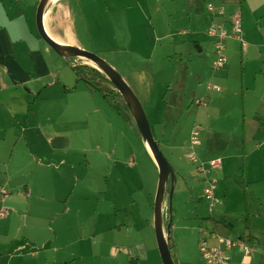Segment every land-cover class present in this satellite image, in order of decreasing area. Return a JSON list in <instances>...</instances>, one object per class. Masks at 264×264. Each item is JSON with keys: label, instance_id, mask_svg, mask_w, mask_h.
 <instances>
[{"label": "rangeland", "instance_id": "1", "mask_svg": "<svg viewBox=\"0 0 264 264\" xmlns=\"http://www.w3.org/2000/svg\"><path fill=\"white\" fill-rule=\"evenodd\" d=\"M74 1L70 0V7L77 33L78 28L81 29L84 26L94 32L99 24H103L105 27L104 33L110 32L109 49L111 50L104 53L96 52V54L119 72L123 79V75L135 70L138 63L151 59L155 87L149 106L146 105L143 108L150 123L153 137L175 173L172 182L168 180L165 184L161 210L163 227L165 229L167 223L171 224L172 232L170 233L175 232V239L181 251L180 254L175 256L176 264H192L187 245H189V240L195 242L196 246L198 245L197 237L200 227H206L208 230L215 229L223 235L237 239L239 234L241 235L247 231V225L250 229V220L252 219L250 218V206L254 205L255 200L252 189L246 181L248 176L243 174L244 169L250 166V159L249 157L245 159L244 152L240 151L243 146L240 136L243 128L246 131V137L260 125H262L260 130L264 129V102H261V100L264 101V98L262 94H258L263 90L258 88L263 86V81L261 78L253 80L255 72L259 68V62L256 59L255 51H250L249 61L245 49L249 46L251 39L254 37L259 38V31H257L258 29L254 23L250 22V12L247 4H244L242 9L238 6L231 14L233 15L231 18L233 29L234 20L237 16L244 26L241 28L244 29L241 38L246 47L242 48L240 44L237 46L235 56L231 64L229 63L231 67L229 78L233 80L235 85L229 87V90L222 89L220 91L221 95L229 93V96L227 95L226 101L219 103L220 111L214 112L207 106L201 107L193 103L197 86L199 84L207 85L208 83V81L206 82V80L200 78V74L203 75L206 68L208 72L211 70V39L206 38V35H203V40H207L205 42L202 39H197L201 42V51H198L199 48L195 47V43L190 37L189 53L183 54L178 47L179 45H168L167 48H160L152 55L145 54L144 57L135 53V49L139 45H143L141 42L139 43V29L145 32L146 35L150 34L152 26L165 22L167 19L165 8L169 9L172 5L177 6L179 10L187 9V12L178 19L181 30L186 32L188 28L197 25L206 33L212 20L209 18L210 12L206 7L209 0H165L160 5V1L157 4L155 3V7L151 4L152 0H95L84 19H79L78 22L76 21L77 11L75 13L73 11ZM38 2L35 8H28L26 11L28 19L37 34L35 13ZM171 22L174 23L172 19ZM76 23H78V28ZM108 27L109 31L107 30ZM165 31L167 30H164L161 35ZM188 31L191 30L188 29ZM173 38L177 40L176 36H173ZM146 41L151 42L150 39H146ZM227 41V39L222 41L224 55H226ZM172 46L176 49L173 50ZM70 58L74 61L78 59L77 56H70ZM81 60H84V58ZM86 61L94 66V63L90 60ZM123 63L126 64L125 67L122 66ZM260 68L264 71L261 62ZM83 84V81H80V85ZM248 86L249 88H247ZM234 92H236V95H234ZM93 94L95 104L103 106L104 109L97 111L93 110L92 105L87 107L85 111L87 116L85 117L88 119L90 127L86 130L80 126L79 132H77V140L75 141L73 136L69 146H74L75 152L76 148L88 147V160H92L91 156L93 154L90 152L93 147L99 148L106 157L110 158V161L102 157L101 160L96 158L98 166L101 167L102 165L105 173L107 172L106 183L103 182L104 187H101L100 190L96 189L94 193L88 192L89 201H87L86 206L70 204V207H72L70 217L64 216L62 220H53L51 223L48 222L46 216H43L45 213L50 212L49 205L25 197V201L23 204L20 202L21 206L19 207H25L29 212V216L37 214L40 219L29 218L27 221L22 222V226L18 230L15 226L19 225L18 220L15 218L10 229V235L14 240L11 243L8 239L5 240V248L10 243V246H8L9 254H26L28 257L30 251H36L37 253L43 248L38 245V240L45 238L47 239L46 242H49L48 247L60 245V243L62 245L57 253H52L49 249L44 253L48 256L49 261L54 256L56 264H63L60 261L64 260L70 248L73 249L75 258L74 261L68 260V264H112L113 262L120 263V261L110 258L109 248L111 245H118L126 240H131L132 236L136 238L144 237L148 243L154 242L152 222L153 202L158 182L157 165L150 155L147 143L143 141L142 146L138 143V138L143 139L139 135L136 126L133 133L130 131V122L124 114L125 109L115 96L110 94L106 97L96 89L93 90ZM70 98L80 103V108H84L86 103L92 102L88 92L82 90L71 95ZM242 99L247 115L244 125L243 122H240V118L238 119V115L242 112L239 108ZM232 101L235 102L237 107L232 105ZM258 102L262 104L259 106ZM107 104L110 108L107 107ZM114 106H119L118 109H121V113ZM255 107L259 109L258 114H253ZM22 115L23 113L16 120H12L15 127H12L10 122L7 121L0 124L1 127L7 129L8 136L16 133L20 127H26L25 120L21 119ZM252 115L254 119H252ZM38 116L40 115L37 113L34 118ZM34 118H30L32 125L43 121V119L37 120ZM236 120H238V123H236ZM130 121L132 122V120ZM194 126H197L198 129L192 130ZM41 127L47 130L42 124ZM194 130H197L195 136L193 135ZM35 132L36 129H28L30 134ZM193 137L196 138V143L192 142ZM250 144V140L245 139L246 155H250L248 152ZM29 145L34 150H38L45 146V142L44 140L41 142L30 140ZM7 150H4L3 154L0 151V155L3 157V159L0 158V184L5 186L7 180L11 185L16 182L22 184L23 176L26 177L25 174L11 172L6 177L2 169L8 161ZM136 152H140V154L137 156ZM188 152L195 155V162L189 160L187 157ZM78 155L82 166H86L85 153L79 150L77 157ZM204 157H207V159H204ZM218 157L225 158L223 159L224 166L221 171L218 170L220 168L214 170L209 166V162L213 159L217 160ZM227 157L230 158L227 159ZM40 159L37 163L55 164V162H48L49 159L41 157ZM10 163L13 164L10 166L11 170L24 167L22 162L18 164L11 160ZM199 164H204L205 168L209 170L208 173H205L208 179L214 180L215 177L216 195L214 196L217 198L221 192L226 191V196L221 195L220 203L212 209V212L209 209V200L204 195V175L197 170ZM132 165H135V169H129ZM31 169L34 180L39 181L40 178L45 177L46 170L43 167L31 165ZM81 174V170H79L78 175L80 176L74 192L75 196L86 193L85 189L81 188ZM224 175L228 177L225 178ZM28 179L30 183L33 182L32 178ZM206 185L208 186V184ZM0 188L2 187L0 186ZM71 190L69 189L68 193ZM170 190L172 192L169 197ZM5 195L8 196V194ZM5 195H0V208L4 211L8 208L7 204H3L1 201ZM130 201H135L141 215H146L150 220L149 235H145V230L139 233L135 232L130 226L131 221L128 219L131 213ZM63 206L66 207V200L62 204V208ZM246 216L249 219L248 223L245 221ZM224 219L229 226L216 222ZM119 223H122L121 230L118 227ZM259 226L264 229L262 219L259 220ZM127 229H131V234L127 232ZM54 231L57 232L56 241ZM58 231H63V235H60ZM128 234L130 235L129 238H127ZM24 237L32 238L36 246L33 248L29 246L25 250L21 249L20 242H25ZM91 238L94 239V245ZM175 239L173 237L174 241ZM22 247H25V245ZM42 255L40 253L36 258L29 256L30 262L38 264L42 261ZM199 261V264H203L202 259H199ZM0 262L1 264H7L5 258L0 259Z\"/></svg>", "mask_w": 264, "mask_h": 264}, {"label": "crops", "instance_id": "2", "mask_svg": "<svg viewBox=\"0 0 264 264\" xmlns=\"http://www.w3.org/2000/svg\"><path fill=\"white\" fill-rule=\"evenodd\" d=\"M163 1L165 0H152L151 4L155 7V3H159L160 5ZM37 2L38 0H0V124L7 121L10 122L12 127H15V123L12 122V120H16L22 113L21 119L26 122V127H20L18 131L11 134V136H8L9 134L5 127L0 126L1 154H3L4 150L8 149V154L6 153L8 155V161L2 168L6 177H8L11 172L26 175V177L23 176L22 184L16 182L11 185L8 180L5 186L0 184L2 187L0 188V195L8 194V196L5 195L1 201L3 204H7L9 209L7 208L6 214L0 217V259L5 258L7 264H32L29 256L36 258L40 253L43 254L42 261L38 262V264H56L54 256H52L49 261L48 256L44 253L48 249L51 250L52 253H57L59 248H62V245L60 243V245L48 247L49 242H46L47 239L45 238L43 240H38V245L43 248L37 253L36 251H30L28 257L26 254L8 253V246H10V243L14 240L10 235V229L15 218H17L19 224L15 225L16 229L20 230L23 221H27L29 218L36 219L40 217L37 214L29 216V212L26 208H21L19 206L23 204L25 197H29L30 200L36 199L45 205H49L50 212L45 213L43 216H46L50 223L53 220H62L64 216L70 217L72 214V207H70V204L74 206L79 204L86 206L87 201H89L88 192L94 193L96 189L100 190L101 187H104L103 184L106 183L105 177L107 172L105 173V169L102 165V168L98 166L96 158L101 160L102 157L110 161V158L106 157L104 152L99 148H91L92 151L90 153L93 154L91 156L92 160H88V147L82 146L81 148H76L75 152L73 149L74 146H69L73 136L75 141L77 140V132H79L78 129L80 126L84 127L86 130L90 127L89 121L85 117L87 116V112H85L87 107L92 105L93 110L97 111L104 109V107L95 104L93 99L94 89L92 87H89L84 81V84L82 86L80 85V81L82 80L79 79L76 72L73 70V65L77 60L74 61V59H71L69 56L59 55L35 32L26 11L28 8H35ZM94 2L95 0L74 1L73 11L74 13L77 11V22L79 19H84L86 13H88L87 11L92 8ZM209 4L213 6L212 10L208 8ZM244 4H247L248 11L250 12V22H253L258 29L257 31H259V38L256 39L254 37L251 39L247 48H245L246 44L241 38L244 29L240 30V35L237 37L235 34V27L233 29V21H231L233 10L238 8V6L242 9ZM206 7L210 12L209 18L212 19L207 27L206 33L197 25L188 28L191 31H188V29L186 32L181 30L178 19L182 14L187 12V9L179 10L177 6L172 5L169 9L165 8L167 13L165 22L152 26L150 28V34L146 35L145 32L139 29V43L141 42L143 45H139V47L135 49V53L144 57L145 54L152 55L156 50L167 48L168 45H179L178 47L182 50L183 54L189 53L190 37H192L195 47L199 48L198 51H201V42L197 39L203 40V35H206V38L211 39V70L208 72L206 68L205 73L203 75L200 74V78L206 80V82L208 81V83L207 85L199 84L197 86L193 103L201 107L207 106L210 110L219 112V103L226 101L227 95L229 96V93L221 95L220 91L222 89L229 90V87L231 88L235 85L233 80L229 78L231 72L229 63L231 64L235 52L237 51V46L240 44L242 48L244 47L246 49V53H248L247 59L249 61L250 51H255L256 59L259 62V68H257L253 80L255 81L257 78L262 79L263 86L258 88L263 90L258 94H262L264 98V71L260 68V62L262 67H264V0H209ZM219 9L222 11L221 13H219ZM72 17L70 0H48L43 12L42 23L47 34L58 44L75 46L95 53H104L111 50L109 49L110 32L107 34L104 33L105 27L103 24H99L96 30L92 32L91 29L86 26L79 29L78 23H76L78 28L77 33L74 26L75 22ZM171 19L174 23L171 22ZM236 19H238L241 24V20L238 16L235 17V20L233 19L234 24ZM212 23L219 25L224 30L225 35L222 41L228 40L226 42V61L222 67L216 69L212 67V62L216 58L214 52V38L208 34V28ZM243 27L244 26L241 24V28ZM107 30L109 31V27ZM164 30L167 31L161 35ZM173 36H176L177 40H174ZM145 38L150 39L151 42L146 41ZM205 41L207 40H203V42ZM172 48L173 50L176 49L174 46H172ZM78 59L83 58L78 57ZM86 60L87 59L84 58V60L81 61L89 64ZM125 65V63L122 64L123 67H125ZM123 77L126 80L125 82L130 85L129 87L142 106H149L152 100L153 88L155 87L153 79L154 69L151 59L149 61H141L137 64L135 70L125 73ZM247 88H249V86ZM80 90L87 91L89 97L92 98L91 103H86L84 101L86 103L84 108H80L81 104L70 98L71 95L79 93ZM234 95H236V92H234ZM195 100H199V103H195ZM261 102L263 103L264 101L261 100ZM232 103L233 106L237 107L235 102L232 101ZM262 103L259 104L258 102L259 106ZM107 107L110 108L109 105ZM239 108L242 112L238 115V119L240 118V122H243L242 124L244 125L247 115L245 114L243 99ZM258 110L259 109L255 107L253 114H258ZM37 113L40 116L34 118ZM31 117L37 120L43 119V121L42 123L37 122L32 125ZM252 119H254L253 115ZM52 120L54 121L52 122ZM236 123H238V120H236ZM41 124L44 125L47 130H44ZM261 126L262 125L258 126L248 137H246V131L243 128L240 136L243 141V146L240 151L244 152L245 159L248 157L250 159V166L244 169L243 174L248 176L246 181L248 185H250L255 199L254 205L250 206V218H252L250 220V229L247 227L246 232L241 235L239 234L237 239H233L215 231V229L208 230L206 227H200L197 237L198 245L196 246L195 242L191 240H189V245H187L189 249V258L192 264H199V259H202L204 264V260L199 251V239L201 235L205 237L209 245H219L218 239L214 238L213 235H220L222 238H228L233 241L240 240L250 247V253L248 254L239 246H232L230 249H227L226 253L229 257L228 264H264V229L259 226V220L262 219L264 221V129L260 130ZM136 128L130 124V131H132V133ZM195 128L198 129L197 126H194L192 130ZM28 129H36V132L30 134L28 133ZM245 139H249L251 142L250 149L248 150L250 155H246L247 149L245 147ZM30 140H36L38 142L44 140L45 146L41 149L34 150L29 145ZM143 141L144 140L138 138V143H140L141 146L143 145ZM79 150L85 153L86 166L84 167L82 166L81 160H79V155L77 157ZM139 154L140 152H136L137 156ZM39 156L44 159H49L50 161L48 162H55V164L37 163V161L41 160ZM0 158L3 159L1 155ZM229 158L230 157H227V159ZM204 159H207V157H204ZM218 159L221 161V166L218 170L221 171L224 166L223 159L225 158L222 159L218 157ZM11 160L18 164L22 162L24 167L11 170L10 166L13 165L10 163ZM31 165L43 167L46 170L45 177L43 179L40 178L39 181L34 180ZM129 169H135V165H132ZM79 170H81L82 173L81 188L85 189L86 193L81 196H75L74 192L80 176L78 175ZM27 177L32 178L33 182L30 183ZM224 177L227 178L228 176L224 175ZM203 180L205 188L210 179L204 175ZM69 189L72 190L68 193ZM215 189L216 188H214V195H216ZM223 194L226 196V191L221 192L220 196L217 198L214 196L218 201L215 206L220 203L222 199L221 195ZM64 200H66V207L63 206L62 208ZM129 203L131 208V213L128 216L129 221H131L130 226L135 232L139 233L145 230V235H149V227H151L150 220L146 215H141L138 204L135 201H130ZM209 209L210 212H212L210 201ZM136 213L137 216L135 217ZM246 220L249 221L247 216L245 217V221ZM220 221L223 223V221L226 220ZM220 221L216 222L219 223ZM225 224L229 226L227 221L224 225ZM118 227L119 230H121L122 223H119ZM230 227H232V225H230ZM200 229H205V234H200ZM165 230L166 228L164 231ZM54 232L56 241L57 232ZM127 232L131 234V229H127ZM170 232H172L171 224L169 226V236L171 235V240L176 247L175 255L180 254L181 251L175 239V232L173 234ZM58 233L63 235V231H58ZM129 234L127 238L130 237ZM153 235V243L146 242L144 237L136 238L132 236L133 238L131 240H126L118 245H111L109 248L110 258L120 261V263L113 262L112 264H161L162 262L159 261L160 255L158 254L154 227ZM6 239H8L10 243L5 248ZM24 239V243L20 242L21 249L25 250L29 246L30 248L36 246L32 238L24 237ZM91 240H93L94 245V239L91 238ZM23 245H25V247H22ZM221 246L223 247L222 244ZM74 258L75 253L73 249L70 248L64 260L60 262L68 264V260L74 261Z\"/></svg>", "mask_w": 264, "mask_h": 264}, {"label": "water", "instance_id": "3", "mask_svg": "<svg viewBox=\"0 0 264 264\" xmlns=\"http://www.w3.org/2000/svg\"><path fill=\"white\" fill-rule=\"evenodd\" d=\"M47 2L48 0H39L36 8L35 24L39 36L59 55L69 57L77 56L79 58L90 60L94 63V67L102 71L121 94L122 100L135 121L139 134L147 143L151 156L158 168V182L153 202V227L157 248L162 264H175L168 246L170 224L167 223L166 230L164 231L161 210L165 184L168 180L172 182L175 173L153 137L151 126L145 114L144 108L122 76L110 65H108L100 56L94 52L83 50L75 46L58 44L47 34L42 23L43 12ZM171 192L172 190L169 192V197L171 196ZM225 222L226 221H223V223Z\"/></svg>", "mask_w": 264, "mask_h": 264}, {"label": "built area", "instance_id": "4", "mask_svg": "<svg viewBox=\"0 0 264 264\" xmlns=\"http://www.w3.org/2000/svg\"><path fill=\"white\" fill-rule=\"evenodd\" d=\"M208 8L212 10L213 6L209 4ZM221 12L222 11L219 9V13ZM234 27H235V34L238 37L240 35V30H241V24L238 21V19H236ZM208 34L209 36L214 38V52L216 54V58L212 62V67L214 69L220 68L224 65L226 61V56L224 55L223 44H222V38L224 37L225 32L219 25H215L214 23H212L208 28ZM195 103H199V100H195ZM196 134H197V130H194L193 135L195 136ZM192 142L193 143L197 142L195 137L192 138ZM187 157L192 162L196 161L195 155L191 152L187 153ZM209 166L214 170L218 169L221 166L220 159L211 160L209 162ZM197 170L198 172L204 175L209 171L207 168H205L204 164H199L197 166ZM214 188H215V181L210 180L208 186L205 187L204 189V195L210 201L211 209H213L215 204L218 203L217 199L214 197ZM0 215H3V212H0ZM200 232H201L200 234H205V229H200ZM213 236L214 238L218 239L219 245H209L205 237L202 235L200 236L199 239V251L204 260V264H228L229 257L226 253V250L230 249L232 246H239L245 253L247 254L250 253V247L240 240L233 241L228 238H222V236L220 235H213ZM221 244L223 245V247L221 246Z\"/></svg>", "mask_w": 264, "mask_h": 264}, {"label": "trees", "instance_id": "5", "mask_svg": "<svg viewBox=\"0 0 264 264\" xmlns=\"http://www.w3.org/2000/svg\"><path fill=\"white\" fill-rule=\"evenodd\" d=\"M73 70L76 72L79 79L84 81L89 87H92L93 89L101 91L103 95L106 97L110 96V94L115 96L118 102L121 103V105L125 109V113H124L125 118L129 120L132 126L134 127L136 126L135 121L133 120L128 108L126 107L124 101L122 100L121 94L113 86L111 81L105 76V74L102 71H100L94 66H91V64L83 63L81 59H77V61L74 63ZM114 107L116 108V110H118L121 113V109H118L119 106H114ZM130 120H132V122ZM0 212H3V215H0V217L6 214V211H4V209H1V208H0ZM220 222L222 223V221ZM246 222L248 223L247 220ZM170 238H171V235L169 236L168 246H169L172 259L174 263L176 264V257H175L176 247H175L174 242Z\"/></svg>", "mask_w": 264, "mask_h": 264}]
</instances>
